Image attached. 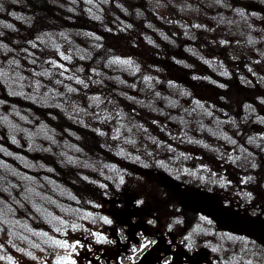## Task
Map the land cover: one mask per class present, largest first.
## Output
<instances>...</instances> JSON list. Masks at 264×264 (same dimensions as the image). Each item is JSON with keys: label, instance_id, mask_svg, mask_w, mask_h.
Instances as JSON below:
<instances>
[{"label": "rangeland", "instance_id": "374dc122", "mask_svg": "<svg viewBox=\"0 0 264 264\" xmlns=\"http://www.w3.org/2000/svg\"><path fill=\"white\" fill-rule=\"evenodd\" d=\"M34 1L0 0V264L85 247L87 185L168 224L187 208L188 227L167 228L189 264H264V130L239 136L252 155L238 149L248 161L219 181L208 165L183 179L157 166L182 155L168 132L235 127L206 107L219 75L264 80V0H46L48 19Z\"/></svg>", "mask_w": 264, "mask_h": 264}, {"label": "flooded vegetation", "instance_id": "af4514ba", "mask_svg": "<svg viewBox=\"0 0 264 264\" xmlns=\"http://www.w3.org/2000/svg\"><path fill=\"white\" fill-rule=\"evenodd\" d=\"M230 73L231 69L228 74ZM225 75L218 76L217 92L220 95L216 96V99L211 102L212 106L208 103L206 109L210 107L216 111L219 118H221L218 119L219 122H222L223 118H227L226 116H230L235 127L231 131L225 128L224 131L226 132L224 134L218 131L219 129L223 130V127L197 128L196 133L192 128L168 132L170 136L167 137L168 143L166 144L173 150H169V152L171 155L174 152L182 155L175 154L176 158L174 156L171 158V164L160 161L157 166L161 167L163 165L166 172L167 169L171 168V174L167 175H170L172 179H183L194 172L197 167V175L199 174L204 178L203 170L208 165L216 169L213 176L219 181L220 171L222 172L225 166H235L238 162L248 161L238 159L236 155L233 156L238 149L244 155H252L250 150L252 148L246 143V138H242L241 145H238V141L241 140V137H239L241 134L250 135V131L264 130L262 125L264 121V80H254L253 84L249 79L250 77L246 76V81L243 83L241 78L227 80L228 78H224ZM259 98L262 102L258 100ZM254 118L256 121H253ZM187 135L195 136L198 142L191 144L194 142H189ZM203 135H212V142L202 143L200 139L203 138ZM223 138L228 145L221 143ZM248 142L253 143L251 140ZM209 144L217 145L218 150L211 148L212 152L206 153ZM177 148H180L185 154L189 152L194 157L191 156V159H186L183 152L178 151ZM184 167L190 169L183 170ZM231 171L228 170V172ZM164 176L167 178L166 175ZM77 179L80 182L84 181L82 177H76L75 181ZM87 186L85 191L75 193V198L83 200L86 206L84 208L90 211L87 218H85V226L83 233H81V235H84L81 238L85 247L78 246L75 239V242H72L71 245H68V242V246L62 249L59 254L50 255V248H45L48 247L45 246L40 260L41 264H170L172 257L177 255L176 264H189L184 257V250H178L176 244V240L180 236H184L183 233L176 232V228H167L171 225L174 227L177 225L179 228L188 227L190 223L187 222V219L184 222V215L188 216L189 214L187 208L178 211L173 206L174 210L171 213L175 218H171L168 224L160 217L157 218V221L154 218H148L150 214L133 208L132 200L129 198L124 203L120 202V199L118 200L119 205L117 203V205H114L109 195L121 193H110L105 185L104 188L101 187L100 191L96 187ZM121 197L124 198V192H122ZM170 200L174 204L176 203L174 196L170 195ZM94 204L96 205L95 210L92 209ZM192 208L197 212L205 211L194 206ZM205 212L208 213V211ZM76 216L70 220L76 221Z\"/></svg>", "mask_w": 264, "mask_h": 264}, {"label": "trees", "instance_id": "16d2710c", "mask_svg": "<svg viewBox=\"0 0 264 264\" xmlns=\"http://www.w3.org/2000/svg\"><path fill=\"white\" fill-rule=\"evenodd\" d=\"M46 2V0H37V1H34V3H32L33 4V6L31 7L32 9H34V10H36V12L37 11H40L39 12V14L41 15V16H43L44 17V19H48L47 17H52L53 16V14L50 12V10H49V8H48V5H47V3H45ZM47 16V17H46ZM33 21H34V19H33ZM53 23H54V21L53 20H51ZM55 23H56V25H54V27L52 28L53 30H57L59 27V22H57V21H55ZM58 23V24H57ZM102 55L100 54V57H101ZM100 59V58H99ZM49 112H52V114H53V117H56V118H58V119H61V120H66V118H65V116H63L62 114H59V112H58V114H56V113H54L53 111H50V110H47V113H49ZM66 123V122H65ZM73 181V180H72Z\"/></svg>", "mask_w": 264, "mask_h": 264}]
</instances>
